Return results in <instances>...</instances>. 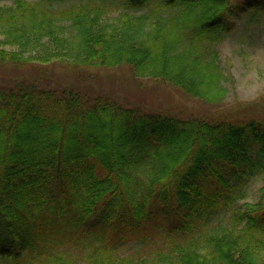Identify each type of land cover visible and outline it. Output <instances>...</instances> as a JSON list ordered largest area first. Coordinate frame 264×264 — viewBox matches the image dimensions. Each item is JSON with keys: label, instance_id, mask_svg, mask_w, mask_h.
I'll list each match as a JSON object with an SVG mask.
<instances>
[{"label": "trees", "instance_id": "trees-1", "mask_svg": "<svg viewBox=\"0 0 264 264\" xmlns=\"http://www.w3.org/2000/svg\"><path fill=\"white\" fill-rule=\"evenodd\" d=\"M246 13L264 0H16L0 6V65L128 66L219 105L217 47ZM40 67L0 74V262L264 264V186L239 208L264 181V117L143 110ZM135 244L155 252L134 259Z\"/></svg>", "mask_w": 264, "mask_h": 264}, {"label": "rangeland", "instance_id": "rangeland-1", "mask_svg": "<svg viewBox=\"0 0 264 264\" xmlns=\"http://www.w3.org/2000/svg\"><path fill=\"white\" fill-rule=\"evenodd\" d=\"M16 0L0 2V6L12 5ZM34 2L35 0H26ZM236 32L226 37L219 45L221 65L225 72V99L219 105H210L199 99L184 94L181 90L154 79H138L133 71L127 67L78 69L69 66L62 60L50 58L48 64L29 63L20 68L12 64L0 65V74L6 77L15 75H29L36 67L45 69L47 76L57 82L85 86L93 85L102 94H115L127 98L136 108L143 110H160L187 119L197 115L213 116L215 112L227 111L241 107V117L248 120L264 117V15L246 13L238 20ZM35 60H41L34 57ZM16 68V69H15ZM221 109V110H220ZM243 109V110H242ZM252 117V118H251ZM244 119V118H243ZM264 181L255 179L246 186V198L239 203L244 213L246 205H257L262 197ZM227 221V220H226ZM225 221V222H226ZM131 247L127 254L146 253L151 256L155 248L153 245ZM152 246V247H151ZM139 251V252H136ZM137 255L134 259H139ZM1 261V257H0ZM0 264H7L0 262ZM82 264V263H80Z\"/></svg>", "mask_w": 264, "mask_h": 264}]
</instances>
